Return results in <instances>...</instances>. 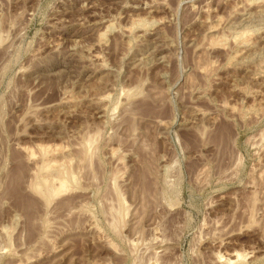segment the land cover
<instances>
[{"label":"rangeland","instance_id":"374dc122","mask_svg":"<svg viewBox=\"0 0 264 264\" xmlns=\"http://www.w3.org/2000/svg\"><path fill=\"white\" fill-rule=\"evenodd\" d=\"M220 256L264 264V0H0V264Z\"/></svg>","mask_w":264,"mask_h":264},{"label":"bare ground","instance_id":"6f19581e","mask_svg":"<svg viewBox=\"0 0 264 264\" xmlns=\"http://www.w3.org/2000/svg\"><path fill=\"white\" fill-rule=\"evenodd\" d=\"M88 141H90V143H87L88 145H89V148H91L90 146L92 145L91 144V141H93V140H88ZM88 141H86V142H88ZM86 144V145H87ZM91 144V145H90ZM88 147V146H87ZM84 148V147H83ZM43 149V148H42ZM86 150H89V149H86ZM85 150V151H86ZM43 151V150H42ZM49 151V150H48ZM90 151V150H89ZM83 152V151H82ZM44 154H46L47 153V151L45 152H43ZM85 153V152H84ZM90 153V152H89ZM47 155V154H46ZM45 155V156H46ZM88 157V156H87ZM44 165V164H43ZM64 168V167H63ZM59 171H64V169L63 170H59ZM67 171V170H66ZM65 171V172H66ZM43 172V171H42ZM65 172H60L61 174H63L64 176H63V178H62V175H60V177L62 178V181H61V179H60V187L59 188H64V187H66V188H68L67 187V184L69 185V183H71V182H69V183H67L68 182V180L70 179V178H72V176H74L73 174H69V172H67V173H65ZM65 173V174H64ZM37 175V174H36ZM42 176V175H41ZM50 176V175H49ZM76 180V179H75ZM41 181V182H40ZM39 182L40 183H38V184H34V185H32V186H30L32 189H34L36 192H39V193H41L42 195H43V198H44V196L46 197V198H49V199H51V197L53 196V195H56L57 193V191H56V187L53 185V184H51L50 182H52V180L50 179V180H47V179H42V180H40ZM70 181V180H69ZM37 183V182H36ZM53 183V182H52ZM35 192V193H36ZM61 192V191H60ZM40 194V195H41ZM237 256H238V258H240V257H242V255L241 254H237ZM232 257V256H231ZM230 256L229 257H223V256H220V257H218V258H220V260H222L223 262H225V264H232L233 263V261H234V259L232 260V258H231ZM234 257V256H233ZM242 259V258H241ZM246 261V260H245ZM236 263V262H235ZM237 264V263H236Z\"/></svg>","mask_w":264,"mask_h":264}]
</instances>
